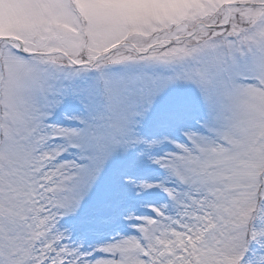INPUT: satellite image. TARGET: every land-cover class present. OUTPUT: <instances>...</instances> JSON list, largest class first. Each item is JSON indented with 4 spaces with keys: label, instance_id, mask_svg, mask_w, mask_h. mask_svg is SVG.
I'll return each mask as SVG.
<instances>
[{
    "label": "snow or ice",
    "instance_id": "obj_1",
    "mask_svg": "<svg viewBox=\"0 0 264 264\" xmlns=\"http://www.w3.org/2000/svg\"><path fill=\"white\" fill-rule=\"evenodd\" d=\"M0 264H264V0H0Z\"/></svg>",
    "mask_w": 264,
    "mask_h": 264
},
{
    "label": "rangeland",
    "instance_id": "obj_2",
    "mask_svg": "<svg viewBox=\"0 0 264 264\" xmlns=\"http://www.w3.org/2000/svg\"><path fill=\"white\" fill-rule=\"evenodd\" d=\"M198 2V0H194V3ZM192 3L183 4V5H171L168 9H165V13L167 14L169 11L172 12H182L183 9L192 7ZM196 114H193V116ZM88 113L84 110L83 105L74 98H69L62 109H60L54 118V122L60 126L67 128H75L79 127V119L77 118H86ZM71 117V118H66ZM160 118V106L153 112L152 115L148 117L149 122L157 120ZM150 132L153 136L157 138H162L164 136H170L177 134L176 126L172 123L161 121L158 124H154L150 128ZM151 138V136L149 137ZM162 148H167L168 145L161 146ZM161 148H157L154 150L153 154L160 153ZM69 152L66 155H71ZM133 174L138 176L140 180L151 184L159 183L163 177L164 172L162 169L153 165L151 161L147 158H144L141 161L140 167L133 171ZM127 205L135 211L145 212L150 211L151 208L148 207L150 205H156L163 203L166 199V193L160 188L155 189H147L142 192L140 195L136 194V190L133 188H128L127 190ZM88 205L85 206V211H87ZM76 223L75 220L68 219L65 221L66 226H70ZM91 231L88 234H84L81 231H76L73 233V238L76 240L83 239L86 246L89 245H97L102 244L109 240L110 236L117 228H122L123 226L120 224H103L96 223L89 226ZM98 230H108L109 232H99ZM114 230V231H112Z\"/></svg>",
    "mask_w": 264,
    "mask_h": 264
},
{
    "label": "bare ground",
    "instance_id": "obj_3",
    "mask_svg": "<svg viewBox=\"0 0 264 264\" xmlns=\"http://www.w3.org/2000/svg\"><path fill=\"white\" fill-rule=\"evenodd\" d=\"M99 232H109L108 230H98ZM114 231V230H112Z\"/></svg>",
    "mask_w": 264,
    "mask_h": 264
}]
</instances>
